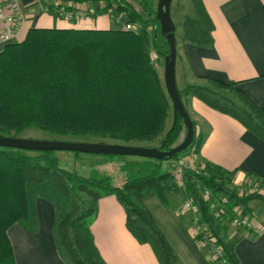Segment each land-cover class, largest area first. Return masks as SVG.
<instances>
[{
    "label": "trees",
    "instance_id": "obj_1",
    "mask_svg": "<svg viewBox=\"0 0 264 264\" xmlns=\"http://www.w3.org/2000/svg\"><path fill=\"white\" fill-rule=\"evenodd\" d=\"M61 1L100 2L101 13L111 19L122 15L135 30L33 27L21 41L4 44L0 50V136H22L27 130H35L49 139L120 144L140 141L143 146H151V141L162 134L157 146L167 149L173 145L183 131V123L179 115L174 119L171 115L164 131L171 103L148 54L151 49L158 59L167 52L166 41L158 31L155 1ZM130 1L139 9H134ZM190 2L195 17H183L181 37L208 47L212 44V24L200 0ZM206 81L205 85L176 87L183 106L187 96H195L264 140V109L233 82ZM191 122L192 139L181 152L196 153L199 149L202 136ZM181 152L170 159H179ZM100 155L110 161L123 156ZM138 158L146 162L138 159L120 163L132 170V177L124 176L122 182L113 183L106 174L84 175L65 168L52 150L0 146V264H15L6 235L10 225L36 230L33 203L37 197L53 206V240L64 264H105L89 229L97 212V199L104 195L116 198L124 211L125 227L137 242L152 248L159 264H175V255L142 203L150 193L174 208L182 199H191L198 208L199 223L221 249L218 259L222 264H240L222 222L230 219L233 205L240 204L243 212L250 214L247 202L264 201V196L237 195L230 172L212 163L183 167L177 183L172 173L159 170L163 160ZM203 188L227 198L222 221L212 216L208 202L201 198L199 190Z\"/></svg>",
    "mask_w": 264,
    "mask_h": 264
},
{
    "label": "crops",
    "instance_id": "obj_2",
    "mask_svg": "<svg viewBox=\"0 0 264 264\" xmlns=\"http://www.w3.org/2000/svg\"><path fill=\"white\" fill-rule=\"evenodd\" d=\"M18 2L22 19L13 42L21 41L27 29L33 27L121 29L123 22L101 13L100 2ZM130 2L134 9H139L137 3ZM200 2L212 24V44L208 47L184 41L181 37L183 17H195L190 0L184 11L173 0L169 4L175 35L176 87L205 85L206 79L233 82L235 88L264 109V0ZM57 4L73 12L76 8L84 9L85 12L80 17L65 19L57 14ZM2 46L0 44V50ZM185 107L195 124V131L202 136L198 151L187 152L194 167L208 162L229 171L230 180L237 189L247 181H264V140L246 129L237 119L208 106L195 96L186 97ZM164 162L176 166L181 161L163 160L159 166H164ZM186 166L192 168L191 164ZM142 203L175 255V264H222L220 260H211L208 249L195 243L184 217L176 212V208L163 204L153 193L144 196ZM247 207L261 229L255 232L222 222L226 227V237L233 244V253L240 264H264V201L249 200ZM33 208L37 220L35 231L24 229L17 223L6 230L14 263L64 264L54 245L52 204L45 198L37 197ZM89 229L105 264H159L152 248L147 243L137 242L127 230L124 211L113 195L97 199V212Z\"/></svg>",
    "mask_w": 264,
    "mask_h": 264
},
{
    "label": "water",
    "instance_id": "obj_3",
    "mask_svg": "<svg viewBox=\"0 0 264 264\" xmlns=\"http://www.w3.org/2000/svg\"><path fill=\"white\" fill-rule=\"evenodd\" d=\"M171 0H156L155 15L158 21V31L166 41L167 52L163 56L162 83L171 103L172 117L179 115L184 134L181 139L167 149L153 146H140L99 141H78L49 138H33L22 136H0V146L21 148L26 150H65L91 154L130 155L168 160L174 154L181 152L190 143L193 135L192 122L188 112L179 99L175 80L174 62L176 56L174 25L169 15Z\"/></svg>",
    "mask_w": 264,
    "mask_h": 264
},
{
    "label": "built area",
    "instance_id": "obj_4",
    "mask_svg": "<svg viewBox=\"0 0 264 264\" xmlns=\"http://www.w3.org/2000/svg\"><path fill=\"white\" fill-rule=\"evenodd\" d=\"M56 12L58 15L65 19H71L74 16L80 17L84 14V9H77L76 11H70L65 8L62 4L56 5ZM122 15L117 17V20H122ZM22 19L21 7L18 0H0V44L4 45L11 42L16 28L20 24ZM135 25L130 23L122 22L121 28L135 30ZM149 59L154 61L155 54L149 51ZM184 164H177L172 172L173 177L177 183H179V176ZM237 195L246 194H257L264 196V181H247L243 185L239 186L236 190ZM201 198L208 202L209 211L212 216L217 220L222 221V215L225 213V205L227 203V198L222 195H214L209 189L203 188L199 190ZM176 212L186 217V224L188 232L191 234L195 243L201 248H207L210 253L211 260H220L218 257L221 255L220 247L215 243L214 239L208 235L205 227L199 223V211L197 206L189 198L182 199ZM231 217L228 223L233 226H238L241 228L249 229L252 231H259L261 226L256 222L254 216L249 213H244L242 206L240 204L233 205L230 208ZM223 262V260H220Z\"/></svg>",
    "mask_w": 264,
    "mask_h": 264
},
{
    "label": "rangeland",
    "instance_id": "obj_5",
    "mask_svg": "<svg viewBox=\"0 0 264 264\" xmlns=\"http://www.w3.org/2000/svg\"><path fill=\"white\" fill-rule=\"evenodd\" d=\"M189 1V0H188ZM187 0H173V3H176L177 5H181L182 11L185 10V6L187 5ZM136 6V4H135ZM164 48V46L162 45ZM151 51V49H150ZM153 52V51H152ZM154 53V52H153ZM155 54V53H154ZM157 58L154 57V64L156 67V71L160 79L162 80V72H163V58ZM171 109H169L168 115L165 119L164 123V131L169 127L171 122ZM184 134V130L180 132L179 138L176 140L175 143H177L181 137ZM22 136L25 137H33V138H43L44 135L38 131L35 130H27L24 132ZM162 138V134L157 135L150 143L151 146H157L159 140ZM94 141V139L89 140ZM128 144L131 145H140L143 146L140 141H130ZM54 155L58 158L60 164L64 166L67 169H73L77 173H81L84 175H88L91 173H99V174H106L109 175L111 178V181L113 183H120L124 180V176L130 178L132 177V170L124 169L123 167L119 166L120 163L127 160H142L144 158H138L139 156H130V155H123L115 157L112 161L109 160L107 156L100 155V154H91V153H78L74 154L72 151H65V150H57L54 151ZM179 161L180 164L190 165L192 168L194 167L193 162L190 160V154L186 151L181 152L179 155ZM145 161L146 160H142ZM170 162H164V166L160 167V171L168 170L170 173L174 172L175 166L169 165ZM153 167L152 165L149 167ZM187 167V166H186ZM135 170V169H134ZM179 197V194L177 195ZM176 196V197H177ZM241 196V195H240ZM177 197V199H178Z\"/></svg>",
    "mask_w": 264,
    "mask_h": 264
},
{
    "label": "flooded vegetation",
    "instance_id": "obj_6",
    "mask_svg": "<svg viewBox=\"0 0 264 264\" xmlns=\"http://www.w3.org/2000/svg\"><path fill=\"white\" fill-rule=\"evenodd\" d=\"M154 147H158V146H154Z\"/></svg>",
    "mask_w": 264,
    "mask_h": 264
}]
</instances>
